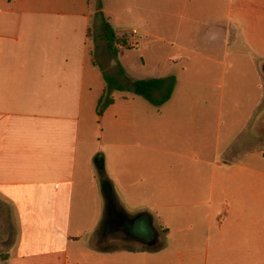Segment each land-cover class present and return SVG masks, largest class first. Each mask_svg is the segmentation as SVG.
<instances>
[{"label": "crops", "instance_id": "crops-1", "mask_svg": "<svg viewBox=\"0 0 264 264\" xmlns=\"http://www.w3.org/2000/svg\"><path fill=\"white\" fill-rule=\"evenodd\" d=\"M100 1L130 50L142 36L173 50L167 61L176 72L165 77L175 86L155 111V145L114 150L112 159L94 148L99 124H136L132 107L140 97L113 92V104L97 116L103 73L114 77L122 55L113 60L105 47L106 59L90 41L91 0H0V230L7 220L12 232L0 264H264V152L240 151L230 197L214 178L196 181L193 166L205 150L199 141L212 140L216 152L222 137L230 138L226 151L236 139L243 150L264 131V0H132L130 23L114 9L124 0ZM199 81L218 93L215 102L179 99ZM229 92L236 93L234 122L222 116ZM148 157L157 163L145 164ZM196 184L208 194L181 196ZM185 198L204 207L184 213L186 226L169 217ZM113 210L137 219L152 243L106 231Z\"/></svg>", "mask_w": 264, "mask_h": 264}, {"label": "rangeland", "instance_id": "rangeland-1", "mask_svg": "<svg viewBox=\"0 0 264 264\" xmlns=\"http://www.w3.org/2000/svg\"><path fill=\"white\" fill-rule=\"evenodd\" d=\"M132 0H124L121 5H118V7H114L117 12L119 11V14H121L122 20L130 23L133 21L132 16L126 15L127 9L132 7ZM92 7L95 11V4L92 3ZM146 18H148L149 22L151 24H154L155 22V11L147 7V10L145 11ZM100 23L96 22L94 19V16L91 20V26L89 28V39L90 41L96 43L97 46H100L101 52L104 54L105 58L107 59V53L105 50V43L103 39H101V32H100ZM150 31L152 32V35L155 36L154 28H150ZM127 35H130L129 33H126ZM142 40L140 41L137 50H124L122 49V56L119 58L121 62V68L125 69V71L128 74L127 81H135V80H148V79H156V78H163L167 76L168 74H171L172 72H176V68H174L170 63L167 61L168 56L173 52L172 48L160 41L159 39H156L155 37H141ZM133 43V42H131ZM130 49H132L130 47ZM124 53V54H123ZM139 54L142 55L144 58V63L140 64L138 61ZM105 69H107V64L105 65ZM112 75L116 78V80L120 84H126L127 81L124 76H121L118 72V68L115 65V68L111 71ZM113 93V92H112ZM111 93V95H112ZM124 95L128 96L129 93L124 92ZM110 95V96H111ZM118 95V94H116ZM133 99H135L134 96H131ZM179 99H185V100H195L196 102H200L202 106H206L204 102L211 101L215 102L218 99V93H216L214 90H207L205 86L202 84V82H198V85L194 89L190 95H180L178 94ZM224 104L222 105V116L224 118H227L230 122H234L237 117V110L235 107L236 102V93L235 92H229L227 93L224 98ZM136 101H139L138 104H134L132 107V111L135 115V122L132 120L130 123L131 125L125 126L124 124L116 125L113 128H108L107 125L99 124L97 130H98V137H97V143L94 148H99L100 154L105 155L108 159H112V154L115 150V155L117 156L116 152L125 150L126 148L130 149L134 146H141V145H150L154 147L155 145V134L156 132V124L154 123V114L157 110V107L152 106L150 103H148L143 98H136ZM146 107L148 110V115L143 114V109ZM215 109L214 107H210ZM203 112H209L211 109L209 108H203ZM215 115V114H214ZM131 121V120H130ZM123 123V120L121 121ZM200 126L203 127V123ZM232 130L230 131L231 135L233 132H235L234 124L231 125ZM196 133L198 134V126L196 129ZM260 138L258 140H254V142H249L247 145H245L244 149H239L238 141L235 139H232L229 143L231 146L226 151V149L223 148L225 144L228 142V139H225L222 137V139L219 140V150L214 151L213 149H209L208 147H214V142L211 140H203L199 141L203 147H205V150L198 158H200V161H197L193 164L195 168V180L196 181H211L213 180L217 181V183L220 185L222 190L226 189V192L229 193V197L231 195H234L235 191V172H234V162L238 158L240 151L247 152L248 150H251L254 148H259L261 152H264V131H260L259 133ZM198 143V140L196 141ZM113 144V145H112ZM256 146V147H255ZM139 149V148H138ZM207 161L209 163L208 169L202 170V168H205L204 165H202L200 162ZM112 163V161H110ZM140 163V161H138ZM147 165H155L157 163L156 159L154 157H148L146 161H144ZM123 160L122 159H116V166L122 165ZM207 167V166H206ZM197 187L190 188L187 190L186 194L184 195H201L200 197L206 196L208 194V188L207 187ZM225 187V189H224ZM189 193V194H188ZM223 198L218 199L217 205L219 204V209L225 207V203L223 201ZM200 201L193 199L185 198V202H183V199L179 201L177 200L176 208L172 211H174L177 214H170L169 217L173 220L175 223H180L182 225H185L190 222L188 220V217L184 213H196L195 211H203L204 207H194L196 206ZM154 205V204H153ZM152 206V205H150ZM159 206V205H158ZM224 211V210H223ZM166 212H170L167 210H164L163 213L166 214ZM2 221L3 217L1 218ZM5 222V221H4ZM1 222L2 228L0 230V262L2 260H5L7 258V250H4L3 247H7L12 239V232L11 229L8 226V222L6 220V223ZM198 222V221H197ZM170 224V222L168 221ZM171 242H168V247H177L175 243L170 244ZM3 246V247H1Z\"/></svg>", "mask_w": 264, "mask_h": 264}, {"label": "trees", "instance_id": "trees-1", "mask_svg": "<svg viewBox=\"0 0 264 264\" xmlns=\"http://www.w3.org/2000/svg\"><path fill=\"white\" fill-rule=\"evenodd\" d=\"M95 4L94 19L101 23L102 39L105 43L106 50L113 60H117L122 55V49L130 50L126 37L117 38L111 25L105 20L101 13V1L91 0ZM118 65V64H117ZM119 67V74L125 75L123 69ZM105 90L96 106V114L102 117L106 110L113 104L111 98L112 92H127L133 96L145 99L154 107H160L170 100L174 86L175 78L173 76L165 78H156L148 80L127 81L126 84H120L114 77L103 73Z\"/></svg>", "mask_w": 264, "mask_h": 264}, {"label": "flooded vegetation", "instance_id": "flooded-vegetation-1", "mask_svg": "<svg viewBox=\"0 0 264 264\" xmlns=\"http://www.w3.org/2000/svg\"><path fill=\"white\" fill-rule=\"evenodd\" d=\"M99 165H101V164H99ZM109 208H110V211L112 210V208L115 209L113 204L111 206H109ZM113 212H114L116 218H118V216H120L119 214L116 213L115 210H113ZM138 226H139V221L137 219H125L122 226H118V225L113 226L112 225L110 228H111V230H114L116 232L117 238H120V237L122 238L128 232V235L132 237L133 241L152 243L153 235L152 234H147L144 236L140 235L139 231H138Z\"/></svg>", "mask_w": 264, "mask_h": 264}, {"label": "water", "instance_id": "water-1", "mask_svg": "<svg viewBox=\"0 0 264 264\" xmlns=\"http://www.w3.org/2000/svg\"><path fill=\"white\" fill-rule=\"evenodd\" d=\"M102 189H103V192L107 195V184L103 183L102 185ZM124 220L125 218L123 216H118V218L114 219V220H108L106 223H105V229L106 231L107 230H111V226H122L123 223H124ZM114 229V228H113ZM114 231V230H113Z\"/></svg>", "mask_w": 264, "mask_h": 264}]
</instances>
